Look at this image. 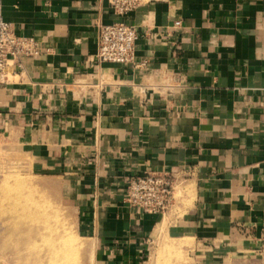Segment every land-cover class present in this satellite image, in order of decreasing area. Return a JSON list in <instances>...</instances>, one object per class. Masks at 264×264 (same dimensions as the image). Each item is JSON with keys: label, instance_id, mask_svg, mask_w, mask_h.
Segmentation results:
<instances>
[{"label": "crops", "instance_id": "0c3cea01", "mask_svg": "<svg viewBox=\"0 0 264 264\" xmlns=\"http://www.w3.org/2000/svg\"><path fill=\"white\" fill-rule=\"evenodd\" d=\"M3 14L41 55L0 82V129L73 180L94 264H144L159 236L196 264H264V0L141 1L120 16L138 29L127 64L97 58L111 0H3ZM151 172L174 183L166 213L126 200Z\"/></svg>", "mask_w": 264, "mask_h": 264}, {"label": "rangeland", "instance_id": "374dc122", "mask_svg": "<svg viewBox=\"0 0 264 264\" xmlns=\"http://www.w3.org/2000/svg\"><path fill=\"white\" fill-rule=\"evenodd\" d=\"M72 181L8 138L1 141L0 264H94L93 241L80 228V205ZM187 194V189L176 187L175 198L185 208ZM168 211L169 207L164 213ZM185 244L181 239L156 237L142 260L144 264H196Z\"/></svg>", "mask_w": 264, "mask_h": 264}, {"label": "built area", "instance_id": "2783aa9c", "mask_svg": "<svg viewBox=\"0 0 264 264\" xmlns=\"http://www.w3.org/2000/svg\"><path fill=\"white\" fill-rule=\"evenodd\" d=\"M139 2L141 0H111L118 18L99 26L97 58L101 62L127 64L134 61L138 29L120 16L136 7ZM180 23L177 21L176 25ZM40 55L38 39L16 32L14 24L5 19L3 0H0V82L5 83L9 77L16 75L23 68L24 59ZM100 84L95 85L100 87ZM156 86L161 89L165 85L160 82ZM5 136V132L0 129V144ZM173 190L174 183L168 175L151 172L130 181L126 200L142 211L161 214L168 209Z\"/></svg>", "mask_w": 264, "mask_h": 264}, {"label": "bare ground", "instance_id": "6f19581e", "mask_svg": "<svg viewBox=\"0 0 264 264\" xmlns=\"http://www.w3.org/2000/svg\"><path fill=\"white\" fill-rule=\"evenodd\" d=\"M35 254V253H34Z\"/></svg>", "mask_w": 264, "mask_h": 264}]
</instances>
